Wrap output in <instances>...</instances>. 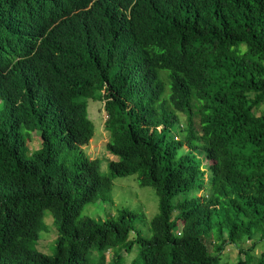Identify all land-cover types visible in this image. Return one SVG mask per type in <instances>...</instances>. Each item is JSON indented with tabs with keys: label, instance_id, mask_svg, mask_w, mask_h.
<instances>
[{
	"label": "trees",
	"instance_id": "16d2710c",
	"mask_svg": "<svg viewBox=\"0 0 264 264\" xmlns=\"http://www.w3.org/2000/svg\"><path fill=\"white\" fill-rule=\"evenodd\" d=\"M90 101L109 176L82 150ZM263 105L264 0H0V264H264ZM130 176L149 221L82 214Z\"/></svg>",
	"mask_w": 264,
	"mask_h": 264
},
{
	"label": "rangeland",
	"instance_id": "374dc122",
	"mask_svg": "<svg viewBox=\"0 0 264 264\" xmlns=\"http://www.w3.org/2000/svg\"><path fill=\"white\" fill-rule=\"evenodd\" d=\"M264 112V105L260 108ZM88 118L94 126L93 138L89 141L88 145L82 147V150L86 153L90 160L100 161L101 173L104 176H109V170L107 167V161L111 160V156L105 150V145L108 140V134L104 129V123L106 120V114L103 110L102 101H90L88 105ZM260 112H256L258 115ZM30 151L37 150L39 142L37 137L33 135L31 140L27 143ZM111 202L97 201L92 205L86 207L83 210V215L88 216L93 220H102L106 216L117 215L118 209L127 208L133 211L144 213L146 219L149 221L158 212V197L152 188H141L138 185L135 176L125 178H114L112 180L111 189ZM41 223L45 226L46 232L40 233V240L32 245L33 249L48 255L53 256L55 252L54 240L56 239V231L54 230L52 215L49 212H45L41 216ZM263 243L259 241L253 249V257L257 258L262 252ZM252 245V242H246L243 249H247ZM136 248H133L131 253L125 254V252L119 253L123 257L125 264H130L136 256ZM111 253H106V261L111 257ZM224 259L229 264L236 262L237 258H243L238 256V249L234 247H227L224 253ZM92 260L96 261L93 259ZM255 261V259H254Z\"/></svg>",
	"mask_w": 264,
	"mask_h": 264
}]
</instances>
